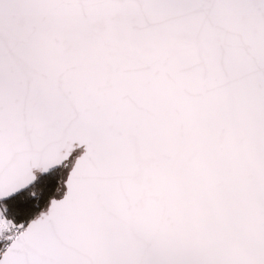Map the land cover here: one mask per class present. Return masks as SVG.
<instances>
[{"label":"snow or ice","instance_id":"obj_1","mask_svg":"<svg viewBox=\"0 0 264 264\" xmlns=\"http://www.w3.org/2000/svg\"><path fill=\"white\" fill-rule=\"evenodd\" d=\"M0 264H264V0H0Z\"/></svg>","mask_w":264,"mask_h":264}]
</instances>
